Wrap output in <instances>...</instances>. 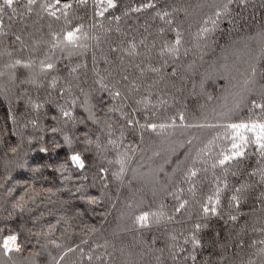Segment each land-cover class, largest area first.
I'll return each instance as SVG.
<instances>
[{"label":"trees","instance_id":"obj_1","mask_svg":"<svg viewBox=\"0 0 264 264\" xmlns=\"http://www.w3.org/2000/svg\"><path fill=\"white\" fill-rule=\"evenodd\" d=\"M114 3L60 0L52 16L55 0L30 11L20 0L0 13V240L16 235L22 249L0 264H264V157L250 143L219 164L231 148L225 125L264 113L246 105L252 95L221 111L227 83L198 82L264 40V0ZM77 28L88 32L77 46L55 45L30 69L16 63ZM261 52L249 56L264 90ZM168 117L160 133L146 127ZM77 153L82 170L69 159ZM145 212L163 215L140 227Z\"/></svg>","mask_w":264,"mask_h":264},{"label":"snow or ice","instance_id":"obj_2","mask_svg":"<svg viewBox=\"0 0 264 264\" xmlns=\"http://www.w3.org/2000/svg\"><path fill=\"white\" fill-rule=\"evenodd\" d=\"M20 0H0V13L4 11L5 8H12L13 11L15 9L13 8L14 4L19 3ZM81 2H85V0H81ZM101 3L104 2V0H100ZM229 3H231V0H228ZM243 2V0H242ZM36 3V0H27V5L29 11L31 10V6ZM60 4V0H55V4L53 5H46V9L49 11V14L52 16H56V11L54 10L56 5ZM116 5L114 3V0H106V8L104 10L106 11L107 8H114ZM153 5L151 4H146L144 7H152ZM64 8L70 7L68 4L63 5ZM227 8V5H225V10ZM134 11H139V9H133ZM101 15L103 12L100 13ZM221 13L218 11L216 13L217 17ZM159 15V14H158ZM168 13H164V16H167ZM164 16H161V19L164 18ZM59 19V17H57ZM207 23V21L205 22ZM213 23H215L213 21ZM206 31V29L204 30ZM80 32V29L77 28L75 31H68L67 34L63 37V41L66 42L68 45L72 46H77L78 42L80 40V37L77 35V33ZM180 33L177 32V39L175 41V44L167 49L169 52H178L179 51V45L181 43L180 40ZM17 64H20V61L16 62ZM25 67H29L30 65H24ZM53 67L52 64H48L47 68L51 69ZM116 96H119V93H115ZM253 108L254 109H260L262 113H264V103H257L253 102ZM64 116H70L69 112H64ZM181 119H183V116H181ZM129 125L132 124V121H128ZM147 128L151 129L152 131H156L157 127L160 129H164L167 127V125L161 124L157 126L156 124H148L146 125ZM225 136L226 138L231 140V148L227 149L225 151H222V159L219 160L220 165H225L227 162L237 159V158H242L244 156V148L250 144L254 143L257 146V150L259 151L260 155L264 157V119H256L253 120L249 118L247 121H241L239 123H229L225 125ZM55 131V129H53ZM251 134V135H249ZM65 142L71 146V141L69 140L68 137H65ZM88 143H91V141H88ZM109 143H115L114 141H109ZM41 151L44 152L46 149L41 148ZM71 163L73 166H75L77 169H84L85 168V162L81 158L80 154H72L69 157ZM118 163L123 164V161H117ZM215 166V165H214ZM66 165H61V169H64ZM123 170V169H121ZM191 175L195 176L196 173L193 171ZM262 179H264V176H262ZM211 197L209 200L211 201ZM233 199H236L233 197ZM94 202V201H90ZM216 203H219L218 199V194H217V200ZM180 207H183V204L180 205ZM204 212L207 214L211 212L212 214H216V207H204ZM163 214H157V213H143L142 215L136 217V222L139 224L140 227H146L148 226L150 222V217H157V222H158V217L162 216ZM235 219V217H233ZM197 228H199V225H197ZM17 236L16 235H8L4 237L2 240H0V253H2L3 256L8 257L9 260L12 259L11 254L12 253H19L21 252V246L17 243ZM194 246H199V241L194 240L193 241ZM261 243H264V241H261ZM71 251V249H69ZM192 259H195V256L192 257Z\"/></svg>","mask_w":264,"mask_h":264},{"label":"rangeland","instance_id":"obj_3","mask_svg":"<svg viewBox=\"0 0 264 264\" xmlns=\"http://www.w3.org/2000/svg\"><path fill=\"white\" fill-rule=\"evenodd\" d=\"M172 12H173V15H175V16L182 15V12L180 13L178 8L172 10ZM77 35L80 37V39H82V38H84V37H86L88 35V32L83 29V30H80V32L77 33ZM63 43H66V42L63 41V37H61V38L60 37H56V38L50 40L49 42H47L45 44V46H44L45 48L43 47L42 50L40 49L36 59L33 58V59H30L27 62H21V63L22 64H26V65H34L36 63H40L42 61H45L46 59H48L52 55V51H53L52 48L55 45L63 44ZM240 50L241 51H238L236 49L237 52H242L243 51L242 52L243 54H242V57H241V59L244 58L243 59L244 60L243 63L237 64L236 63L237 59H235L234 56H233V57H231V60H230V64H229L230 67L229 66L228 67H221V68H218V69L216 67L214 69H212V67H207V68H205V70H203V72L199 71L200 69L198 70L199 72H201V77L199 76V80H198L199 83L201 82L200 83L201 86H203L202 85L203 83H207V82L214 84V87H215L216 83H222L223 81L225 83H227V86H225V90L226 91H230V93L228 95L229 99H228V102L227 101L224 102L225 105H224L223 109L219 107V110H221V111H224V109L226 110V108L228 109L231 105H233V106L235 105L233 107V109H235V108L238 109L240 107V105L242 106V100L247 98V96H250V95H252L253 98L248 100L246 102L247 103L246 105H248V103H249V106H252L253 102L254 101L256 102L257 96L264 95V90H261V89H259L257 87V85H258L257 83L258 82L255 79L256 77L253 76V71H252V64H253L252 59H253V56L252 57L249 56L251 51H255V53L259 52V51H262L261 53L264 54V40L260 41L257 44H254V43L252 44L251 43V45H249L248 47H244V48H242ZM245 51H246V54H244ZM193 59H196V58H193ZM241 64H244V66L242 68L238 69L237 66H239ZM30 67H32V66H29V69H30ZM3 69H4V67H1V70H3ZM9 69H10V67H9ZM28 74L29 75L28 76L25 75L22 78V80H31L32 79V75H30V74H32V73H28ZM235 74H237L236 77H235ZM23 82H25V81H23ZM189 90H190L191 93H193L195 91V85H193V87L189 88L188 91ZM207 92H208V90L205 91L204 93H200V94L197 93V94L198 95H205V94L207 95ZM191 93L185 92L184 95L189 97V96H192V95L195 94V92H194V94H191ZM208 94H209V92H208ZM181 95H182V93L178 94V96H181ZM163 102H162V104H163ZM244 103H245V101H244ZM159 104H161V103H159ZM170 104H172L171 101H170ZM163 105H165V104H163ZM160 108H164V106L161 105L159 107L158 112H161ZM165 108L168 109L167 106ZM158 112H156V113H158ZM225 116H228V118H230V115L227 112H226ZM237 116L239 117L240 115H237ZM169 119H170L169 117L167 119H165L166 121L165 120L160 121L161 120L160 119L159 121L151 123V124H156L157 126H159L161 124H164V125H167V127L169 128L171 126L170 122H167ZM226 120H229V119H226ZM163 121H165V122H163ZM161 122H163V123H161ZM233 123H235V122H233ZM173 124H174V126H183L184 125L182 120H181V122H179V124L178 123L177 124L173 123ZM30 126H33V125L30 124ZM167 127H165L164 129H160L159 127H157L156 131H152L149 128L148 129L151 132H153V133H157V132L160 133L163 130H165ZM169 148H172V147H169Z\"/></svg>","mask_w":264,"mask_h":264}]
</instances>
